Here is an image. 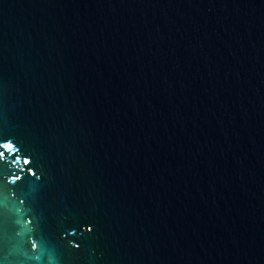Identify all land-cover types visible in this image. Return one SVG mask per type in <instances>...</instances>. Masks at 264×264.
I'll return each instance as SVG.
<instances>
[{"label": "water", "instance_id": "1", "mask_svg": "<svg viewBox=\"0 0 264 264\" xmlns=\"http://www.w3.org/2000/svg\"><path fill=\"white\" fill-rule=\"evenodd\" d=\"M0 138L7 264H264V0H0Z\"/></svg>", "mask_w": 264, "mask_h": 264}, {"label": "snow or ice", "instance_id": "2", "mask_svg": "<svg viewBox=\"0 0 264 264\" xmlns=\"http://www.w3.org/2000/svg\"><path fill=\"white\" fill-rule=\"evenodd\" d=\"M17 152L18 147L16 143L0 138V168L6 167L8 164H11L12 161L17 160ZM9 156L12 158L11 160L8 159ZM23 163L30 164L31 161L25 159ZM32 175L35 176L36 173L33 172ZM18 179H22V177L18 175H13L11 183L15 184ZM20 203H23V201H21ZM5 216L6 214L4 209L0 207V264H7L6 259L2 256L4 245L7 242L5 233ZM27 223L28 225H31L33 221L29 219ZM87 231L91 232L92 228L89 227ZM39 246H44L43 242H40ZM31 247L33 250H35L38 247V242L36 240H32ZM75 247L79 248L80 245L77 244L75 245ZM37 259H39V257H37Z\"/></svg>", "mask_w": 264, "mask_h": 264}]
</instances>
